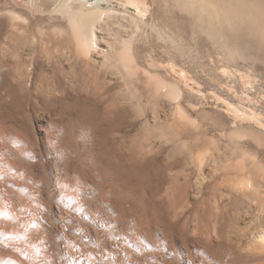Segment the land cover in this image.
<instances>
[{
  "label": "rangeland",
  "instance_id": "obj_1",
  "mask_svg": "<svg viewBox=\"0 0 264 264\" xmlns=\"http://www.w3.org/2000/svg\"><path fill=\"white\" fill-rule=\"evenodd\" d=\"M15 1L29 15L26 41L36 49L26 68H18L14 60L0 67L9 80L0 83V143H11L9 153L0 145L6 155L3 159L0 152V192L7 194L1 192L0 207L7 201L13 205L0 209V263L264 264V59L247 51L248 60L229 61L193 26H182L179 12L169 10L163 0H144L143 5L101 0L96 6L125 10L145 25L140 35L132 26L123 32L99 27L101 52L95 53L97 67L90 70L103 69L99 66L109 43L121 45L137 37L132 45L139 64L136 78L143 77L137 81L145 96L141 108L131 95L125 102L118 100L133 86L135 75L125 74L127 86L110 67L106 81L115 88L105 94L93 72L72 69L67 60L64 83L42 81L50 57L60 51L71 58L75 44L63 18ZM12 2L0 0V12ZM6 22L1 50L13 35L23 34ZM62 28L65 34L55 32ZM155 29L176 39L179 50L161 40ZM133 32L138 36L132 37ZM30 67L37 72L33 83L16 84L20 69L28 73ZM140 67L165 75L180 88L178 102L190 117L182 120L187 122L178 118L177 101L144 81ZM67 88L84 95L74 98L65 93ZM99 95L102 104L95 101ZM55 98L69 104L65 113ZM112 99L121 103L110 115ZM173 103L174 116L168 113ZM232 132L236 134L230 136ZM6 159L17 164L14 171ZM9 170L21 180L5 173Z\"/></svg>",
  "mask_w": 264,
  "mask_h": 264
},
{
  "label": "bare ground",
  "instance_id": "obj_2",
  "mask_svg": "<svg viewBox=\"0 0 264 264\" xmlns=\"http://www.w3.org/2000/svg\"><path fill=\"white\" fill-rule=\"evenodd\" d=\"M12 2L13 5H8L6 7H4V9H2L3 11L0 12V18H5L6 21H10L12 23V27L14 28L16 31L22 30L23 34H17V36L14 38H12V40H8L10 43L9 44H5V48L3 50L0 49V52L2 53L0 56V67L4 69V66L7 65L8 62L13 61L14 60V64L18 67V68H22L24 67V63L29 62V58L30 56L35 53V49H36V45H35V49H33L30 45H28L26 38H27V33L29 31L31 22H29V15L26 13V11H22L21 12L18 10L19 7V3L15 0H10ZM23 2L28 3L29 5H31L33 8L35 9H45V10H49L52 12L53 15H57V17H61L63 18V20L66 21V23L68 25V29L69 30V35L70 38L73 40L74 44H75V48L76 51L73 54L71 53V58H67L65 59V54L64 53H60L56 52L54 53V55H52L50 57V59L48 60V63L46 65V68H44L41 72V79L42 81H47V82H54L56 85L64 83V71H65V60H67L69 62V66L72 69L80 68L81 70H87L88 72H93L94 75V79L95 81L98 83L99 87L104 91L103 94L105 93H109L111 92L115 87L114 85H112V83L107 82V75H108V68L109 69H114L116 70L119 74L122 75V80L125 82V85H127V79H125V74L127 77V74H131L133 77V74L135 75V79L134 82L131 83L133 84V86H129L128 87V92H124L125 94H123V96L119 97L118 100H122L123 102H125L126 99H128V97L131 95L132 97H134L137 102L140 105L144 104L142 103V100L144 99V91H141L140 86L138 85L137 81H139L140 79L142 80L143 77L141 78H136V76L138 75L137 72H134V69L139 67L138 64V56L136 54L137 51H135V47L133 46V42L132 40L135 39L140 35V33L138 34V30L139 28H141V26L145 25L143 24V22L138 19L136 16L130 14L129 12L125 11V10H121V9H117L114 7H108V8H102L99 7L100 6V1L101 0H22ZM126 3L129 4H133L135 0H124ZM138 3H140V5L144 4V0H137ZM157 1V0H155ZM166 4V6H169V10L172 9V11L176 10L179 12L180 14V20L179 22L182 23V26H193L194 31L202 34L203 36H205V38L207 37V39L209 41H211L218 50H220L221 52L225 53V55L228 57L226 59H228L229 61H235L237 59H247V51H254L256 53H258L261 58L264 59V0H163ZM161 1V2H163ZM96 4H98L99 6H96ZM108 5V4H107ZM174 14V13H173ZM178 16V15H177ZM52 18V17H51ZM8 19V20H7ZM43 19V18H42ZM56 19V18H55ZM53 18V20H55ZM62 20V21H63ZM6 21H2L0 19V35L3 33L4 30V25L7 24ZM57 21V20H55ZM54 21V22H55ZM144 21V20H143ZM49 24V23H48ZM60 25V23H58ZM57 23H55V25H58ZM178 24V23H177ZM52 25V24H50ZM32 26V25H31ZM106 29H110L111 28H118L119 30H121L123 32V29L125 30V28L127 26H132L134 27L136 30V33L138 35H136L135 32H133L135 35L132 37H135L134 39L132 38L131 40L128 39L127 41H122L121 45L118 44H113V43H109V48H106L105 51V58L102 62H100V66L103 69H100L99 71H93L90 70L91 68H96L97 66L96 63L95 65L93 64L95 61L94 58H96L95 53H99L101 52V44L102 41L100 39V37L98 36V28L99 27H104ZM40 27V26H39ZM38 27V28H39ZM54 27V25H53ZM62 27V26H60ZM177 27V26H176ZM154 28V27H153ZM159 28V27H158ZM9 29V28H8ZM184 29V28H182ZM113 30V29H112ZM111 30V31H112ZM129 30V29H128ZM157 31V29H155ZM41 31V30H40ZM39 31V32H40ZM63 28L61 30H56L55 32H58V34H62L63 33ZM110 31V32H111ZM13 32V31H12ZM43 32L45 33V30H43ZM159 38L163 41H171L172 43V47L176 48L179 50V44H177V40L175 41L171 36L167 35V34H163V32L161 31H157ZM10 33V32H9ZM8 33V34H9ZM115 33V32H114ZM41 34V33H40ZM65 34V33H63ZM111 34V33H110ZM147 34V33H146ZM10 35H12L10 33ZM42 35V34H41ZM47 36V35H46ZM41 37V36H40ZM43 37V36H42ZM39 38V39H42ZM7 38V37H6ZM31 38V37H30ZM175 38V37H174ZM28 39V38H27ZM67 39V38H66ZM138 39V38H137ZM126 40V39H125ZM49 41V40H48ZM113 41V40H112ZM30 42V41H29ZM33 42V41H32ZM179 42V41H178ZM7 43V42H4ZM44 43V42H43ZM47 43V42H46ZM45 43V44H46ZM60 43V42H59ZM31 44V43H30ZM34 44V43H33ZM36 44V43H35ZM62 44V43H61ZM60 44V45H61ZM111 44V45H110ZM113 44V45H112ZM133 44V45H132ZM42 45V44H41ZM62 46V45H61ZM108 46V45H107ZM134 48H133V47ZM213 46V47H214ZM44 47V46H43ZM67 47V46H66ZM64 47V48H66ZM41 48V47H40ZM60 48V47H59ZM63 48V47H62ZM69 48V47H68ZM172 48V49H173ZM71 49V48H70ZM73 49V47H72ZM104 50V49H103ZM174 50V49H173ZM71 51V50H70ZM37 52V50H36ZM66 55L67 51L65 50ZM69 52V51H68ZM222 53V55H223ZM224 55V57H225ZM70 56V55H69ZM40 57V56H39ZM33 59V57H31ZM35 58V57H34ZM31 59V60H32ZM248 60V59H247ZM38 61V59H37ZM218 62V61H217ZM140 63V62H139ZM13 64V66H14ZM23 64V66H22ZM36 65V64H35ZM34 65V66H35ZM22 66V67H20ZM16 67V69H17ZM37 68V65L35 66ZM35 67H30L29 72L27 73L24 68L22 70L20 69V73L19 76L16 75L18 78H15V83L19 84L21 86L26 85L28 83H33L34 77L36 75V71H35ZM148 66H146L147 68ZM106 68V70H104ZM141 68V67H140ZM143 69L141 68V72L143 73V76H145L144 81L145 80H149V83H154L157 88L156 90L159 88V91L163 92V94L165 96H167L168 98H170L173 102L174 100L177 101V114H179V119L185 120V119H189L190 117L188 116V114L186 113V111L180 106L179 104V100L182 97V92L180 90V88L174 86V84H172L173 82H167L162 75L158 74V73H153V70H149V69ZM14 69V67H13ZM39 69V67H38ZM37 69V70H38ZM111 69V71H112ZM138 69V68H137ZM2 70V69H1ZM0 70V83H3L7 85L8 83V76H6L5 73H3V71L1 72ZM7 70V69H6ZM15 70V69H14ZM18 70V69H17ZM95 70V69H94ZM136 70V69H135ZM157 71V70H156ZM80 72V71H78ZM77 72V73H78ZM90 72V73H91ZM134 72V73H133ZM17 73V72H16ZM141 73V74H142ZM79 74V73H78ZM140 74V73H139ZM81 75V73H80ZM87 75V74H86ZM89 75V74H88ZM77 76V74H76ZM75 77V76H73ZM91 77V76H90ZM89 77V78H90ZM131 77V76H130ZM129 77V78H130ZM138 77V76H137ZM253 77V76H252ZM251 77V78H252ZM80 78V77H79ZM128 78V79H129ZM82 79V78H81ZM80 79V80H81ZM91 79V78H90ZM131 79V78H130ZM254 79V78H253ZM68 79H66L67 81ZM76 80V79H75ZM79 80V81H80ZM84 80V79H83ZM87 80V79H86ZM126 80V81H125ZM140 80V81H141ZM12 81V80H11ZM65 81V82H66ZM171 81V80H170ZM255 81V80H253ZM13 85L14 80L12 81ZM10 82V83H12ZM75 82V81H74ZM122 82V81H121ZM9 83V84H10ZM69 84V83H68ZM77 84V82H76ZM80 84V82H79ZM89 85V83H87ZM75 85V84H74ZM83 86V85H82ZM128 86V85H127ZM6 87V86H5ZM85 87V86H84ZM126 87V86H125ZM70 88V87H69ZM72 88V87H71ZM79 88V87H78ZM75 88V89H66L65 93L67 95L73 96L74 98H77L78 96H83L84 93L82 94V90L80 91V89ZM97 88V87H96ZM127 88V87H126ZM57 90V89H56ZM97 90V89H96ZM50 92V91H49ZM99 92V91H98ZM155 92V91H154ZM87 92H85L86 94ZM63 94V93H62ZM88 94V93H87ZM154 94V93H153ZM66 95V96H67ZM94 95V94H93ZM88 96V95H87ZM97 96V95H96ZM153 96V95H152ZM150 97V99L152 100L150 102V104L152 103V105H155V97ZM161 96V95H160ZM89 97V96H88ZM93 97V96H92ZM72 98V97H71ZM85 98V97H84ZM133 98V99H134ZM143 98V99H142ZM83 99V98H82ZM57 103L61 106L60 108H62V113H65V111L67 109H69L68 107H66L63 100L61 99H56ZM54 100V101H55ZM84 100V99H83ZM87 101V99H85ZM84 100V101H85ZM94 97H93V102H94ZM98 104H102L104 102V98L102 97V95L98 96L96 98V100ZM135 101V100H133ZM46 102V101H45ZM47 102H49L47 100ZM91 101H89L90 103H93ZM69 103V102H68ZM95 103V102H94ZM93 103V104H94ZM119 103L121 102H116L115 99H112V104H110L109 107L110 110L107 112L112 115L113 113L118 112L119 110ZM92 104V105H93ZM133 104V103H132ZM69 105V104H67ZM74 105V104H73ZM91 105V104H90ZM127 105V104H126ZM89 106V105H88ZM99 106V105H98ZM134 106V105H133ZM138 106V105H136ZM143 106V105H142ZM75 108L77 106H74ZM94 107V106H93ZM141 107V106H140ZM59 108V109H60ZM73 108V107H72ZM107 108V107H105ZM142 108V107H141ZM66 109V110H65ZM71 109V108H70ZM92 109V108H91ZM104 109V108H103ZM53 110V109H52ZM121 110V109H120ZM158 109L155 107V113ZM92 111V110H91ZM97 111V110H96ZM246 111V110H245ZM94 112V111H92ZM91 112V113H92ZM99 112V111H98ZM160 112V111H159ZM173 112V116H174V103L171 106V109L168 111V113ZM59 113V112H58ZM104 113V112H103ZM112 113V114H111ZM158 113V112H157ZM167 113V114H168ZM70 113H68L69 115ZM159 114V113H158ZM157 114V115H158ZM66 115V114H64ZM63 115V116H64ZM67 115V116H68ZM57 116V115H56ZM66 116V117H67ZM71 117V116H70ZM77 117V116H76ZM123 117V116H122ZM82 118H80L81 120ZM85 119V118H84ZM83 119V120H84ZM177 119V118H176ZM62 120V119H61ZM72 120V119H71ZM79 120V121H80ZM158 120V119H157ZM174 120V119H173ZM179 120V121H180ZM76 121H78V119L76 118ZM78 121V122H79ZM153 121V120H152ZM82 122V120H81ZM90 122V121H89ZM161 122V121H160ZM178 122V121H177ZM187 122V121H185ZM184 122V123H185ZM72 123V122H71ZM77 123V122H76ZM75 123V124H76ZM87 123V122H85ZM164 123V122H163ZM179 123V122H178ZM183 123V121H182ZM183 123V124H184ZM69 124V122H68ZM82 124V123H81ZM84 124V123H83ZM147 125L150 124L149 122L146 123ZM181 124V123H180ZM183 124H181L183 126ZM77 125V124H76ZM158 124L156 127H160ZM174 125V123H173ZM171 125V126H173ZM186 125V124H185ZM86 126V125H85ZM170 126V127H171ZM1 127V126H0ZM81 127V126H80ZM84 127V125H83ZM146 127V126H145ZM2 128V127H1ZM57 129V128H56ZM153 129V128H152ZM151 129V130H152ZM1 130V129H0ZM149 130V131H151ZM1 132V131H0ZM3 132V131H2ZM1 132V133H2ZM245 132V131H244ZM163 134V132H162ZM230 134V133H229ZM233 136L236 134V132H232L231 133ZM242 134V133H241ZM1 135V134H0ZM239 135V134H238ZM237 135V136H238ZM10 136V135H9ZM2 138V135L0 136ZM139 138V137H138ZM8 139V137H7ZM1 141V140H0ZM14 141V140H13ZM0 145H2L0 143ZM3 148H5L7 151L9 147H11V143L10 146L8 147V145L5 143L2 145ZM14 147V146H13ZM0 147V149H3ZM4 149V151H5ZM15 149V148H13ZM18 149V148H17ZM9 150H11V148H9ZM20 151V150H19ZM190 151V150H189ZM1 152V151H0ZM11 152V151H10ZM16 152V150H14V153ZM9 153V151H8ZM21 153V152H20ZM24 153V152H23ZM27 153V152H26ZM25 153V154H26ZM191 153V152H190ZM3 152H1V157L4 156L5 153L3 154ZM16 154H18L16 152ZM24 154V155H25ZM13 156V154H12ZM26 156V155H25ZM0 157V158H1ZM9 158V156H7ZM5 157V158H7ZM15 157V156H14ZM27 157V156H26ZM193 157V156H192ZM195 157V156H194ZM2 159V158H1ZM10 159V158H9ZM9 159L7 160H3V162H7L10 164L11 161H9ZM16 159V158H15ZM12 160V158L10 159ZM199 160V158H198ZM16 161V160H15ZM18 161V160H17ZM202 161V159H201ZM14 162V160L11 162ZM7 163H3L5 166V170L3 171H7L8 167L6 166ZM2 164V163H1ZM10 165V166H11ZM15 165V163H14ZM9 166V169L14 171V169L16 168V165L14 166ZM201 165V164H200ZM14 166V169H12ZM3 167V165H2ZM7 167V168H6ZM4 169V168H2ZM1 169V170H2ZM0 170V172H1ZM10 170L9 173L5 172L9 175L12 176V174L14 175L15 173H11L10 174ZM199 170V168H198ZM3 173V172H2ZM23 174V173H22ZM17 174H15L16 176ZM24 175V174H23ZM14 176V178L17 180V178ZM19 175H17L18 177ZM7 177L4 176V180L6 179L7 181ZM113 177V176H112ZM19 179L21 177H18ZM13 179V178H12ZM14 179V181H16ZM9 182H10V178H8ZM21 180V179H20ZM2 181V180H1ZM13 181V182H14ZM130 182V181H129ZM4 184H6L5 186L9 185L6 182H2ZM71 184V182H70ZM16 185V184H15ZM18 185V184H17ZM4 186V187H5ZM13 186V185H12ZM15 189V186H13ZM70 187H72L70 185ZM7 188V187H5ZM13 189V188H12ZM13 189V190H14ZM71 189V188H70ZM3 190V189H2ZM72 190V189H71ZM16 191V190H15ZM65 191V190H64ZM4 193V191H1ZM0 194H3L1 193ZM7 192V191H6ZM10 191H8L9 193ZM13 192V191H12ZM18 192V191H17ZM19 193V192H18ZM64 193V192H63ZM73 193V192H72ZM5 195H7L6 193H4ZM71 194V193H70ZM10 195V193H9ZM13 195V194H12ZM4 197V195H3ZM6 197V196H5ZM9 197V196H7ZM73 198V197H72ZM12 199V198H11ZM8 198V200H11ZM14 199V198H13ZM1 200H4L3 198H1ZM6 201V200H4ZM79 201V200H78ZM3 202V201H0ZM8 202V201H7ZM6 202V203H7ZM16 202V201H15ZM33 202V201H32ZM5 203V204H6ZM17 203V202H16ZM15 203V204H16ZM1 204V203H0ZM4 203H2L3 205ZM4 204V207L2 206V208L0 207V209L3 211L6 210L7 208H5V206L8 204L10 205L11 208H13L12 206V202L11 204L7 203L6 205ZM14 204V203H13ZM14 204V205H15ZM31 204V203H30ZM12 205V206H11ZM17 205V204H16ZM15 205V206H16ZM24 205V203H23ZM7 207V206H6ZM17 207V206H16ZM30 207V206H29ZM10 208V209H11ZM8 209V210H10ZM37 209V208H36ZM2 211V212H3ZM5 211V213H6ZM12 211V210H11ZM11 211H8V213ZM26 211V209H25ZM36 211V210H35ZM3 215H5L4 213H2ZM13 212V211H12ZM16 212V210H15ZM14 212V214H15ZM27 212V211H26ZM7 214V213H6ZM13 214V215H14ZM17 214V212H16ZM9 215V214H7ZM6 215V216H7ZM12 215V214H11ZM5 216V217H6ZM18 216V215H17ZM2 218V217H1ZM7 218V217H6ZM15 220L18 221L19 217H17L18 219H16V217H13ZM29 219V218H28ZM5 220V219H4ZM11 220V219H9ZM0 227H1V223H3L4 221L0 220ZM8 221V220H7ZM22 221V220H21ZM24 221V220H23ZM29 221V220H28ZM31 221V220H30ZM19 222V221H18ZM6 223V221H5ZM4 223V224H5ZM21 222H19L20 224ZM24 223V222H23ZM18 224V225H19ZM9 225V224H8ZM13 225V224H12ZM21 225H25L22 224ZM27 225V224H26ZM29 225V223H28ZM16 226V225H15ZM21 227V226H20ZM9 228V227H7ZM6 228V229H7ZM11 228V226H10ZM9 228V229H10ZM22 228V227H21ZM1 229V228H0ZM28 229V228H27ZM13 230V229H12ZM11 229L8 230L10 232H12V236L14 235L13 231ZM7 231V230H6ZM7 231V232H8ZM21 232V231H20ZM1 233V232H0ZM16 234V233H15ZM6 235V234H5ZM3 235V236H5ZM7 235L9 236V234L7 233ZM6 235V236H7ZM11 235V234H10ZM2 236V235H1ZM11 237V236H9ZM14 237V236H13ZM17 237V236H16ZM7 238V237H6ZM15 239V238H14ZM7 240V239H6ZM261 240V239H260ZM8 241V240H7ZM12 241V240H11ZM15 241V240H14ZM13 242V241H12ZM264 243V237H262L261 243ZM2 244V243H1ZM14 244V243H12ZM16 246V244H15ZM8 251V249H6ZM5 251V250H4ZM6 251V252H7ZM11 251V250H10ZM17 251V250H16ZM13 252V251H11ZM3 253V251H2ZM1 253V254H2ZM0 254V255H1ZM11 254V253H10ZM13 254V253H12ZM4 255V254H3ZM15 257L12 256V258ZM2 258V257H1ZM5 259L6 262V258ZM14 261H16L15 259H13ZM11 261V260H10ZM2 263V262H1ZM0 263V264H1ZM15 263V262H14ZM9 264V263H8Z\"/></svg>",
  "mask_w": 264,
  "mask_h": 264
}]
</instances>
